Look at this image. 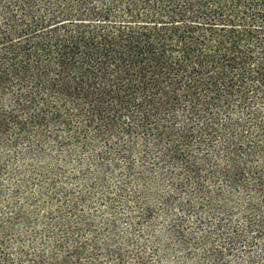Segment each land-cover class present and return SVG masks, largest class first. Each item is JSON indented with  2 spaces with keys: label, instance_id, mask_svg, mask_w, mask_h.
I'll list each match as a JSON object with an SVG mask.
<instances>
[{
  "label": "trees",
  "instance_id": "1",
  "mask_svg": "<svg viewBox=\"0 0 264 264\" xmlns=\"http://www.w3.org/2000/svg\"><path fill=\"white\" fill-rule=\"evenodd\" d=\"M159 221L264 264V0H0V264H145Z\"/></svg>",
  "mask_w": 264,
  "mask_h": 264
},
{
  "label": "rangeland",
  "instance_id": "2",
  "mask_svg": "<svg viewBox=\"0 0 264 264\" xmlns=\"http://www.w3.org/2000/svg\"><path fill=\"white\" fill-rule=\"evenodd\" d=\"M119 229L121 234L129 233V231H126L127 229L123 222L119 225ZM199 233L196 234V238L200 237ZM154 236L157 238L156 244L152 245L146 243L141 251L144 256L145 264H194L193 260L187 259L185 251L180 249L169 239L162 227L161 221L158 222L157 230L154 233ZM151 240L150 238L148 239V241ZM137 250V248L133 247L126 249V251L131 254L135 253ZM126 264H135L134 256H129L126 260Z\"/></svg>",
  "mask_w": 264,
  "mask_h": 264
}]
</instances>
